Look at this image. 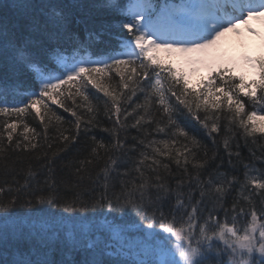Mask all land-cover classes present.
I'll return each mask as SVG.
<instances>
[{
  "label": "snow or ice",
  "instance_id": "1",
  "mask_svg": "<svg viewBox=\"0 0 264 264\" xmlns=\"http://www.w3.org/2000/svg\"><path fill=\"white\" fill-rule=\"evenodd\" d=\"M3 8L0 114L20 117L34 110L43 132L33 129V135L47 140L52 121L46 113L51 112L57 121L64 120L51 107L58 105L74 117L75 134L58 132L63 142L58 151H65L77 140L82 125L85 133L89 127L100 125L87 94L92 85L107 98L104 111L112 127L104 131L114 137L111 149L92 137V153L99 155L98 148H124L120 133L129 127L138 133L143 131V138L132 137L128 150L142 146L143 151L134 164L141 182L122 179L121 191L112 195H108L109 173L104 171L103 192L98 198L85 199L80 193L61 196L51 166L58 152H52L51 157L48 152L43 154L47 170L43 185L31 165L19 187L12 188L5 182L0 186V264H226L223 255L228 258L227 264H264V223L259 222L252 199L254 195L264 196V192L254 191L264 189V172L260 177H249L250 165L245 164V182L240 189L249 192L243 197L249 207L246 211L234 198L226 208V196L240 182L236 176L219 171L222 159L207 179H201L209 166V159L198 158L205 146L195 135L189 136L183 121L186 114L207 129L208 136L222 129L233 139L237 135L233 129L242 130L245 141L256 134L264 136V51L258 55L240 53L242 65L216 51L227 33H242L241 25L259 36L264 45V33L249 23L253 19L264 22V0H8ZM113 33L116 43L105 42V36ZM159 50L178 53L189 65L204 64L209 77L201 87H192L182 71L156 55ZM242 66L253 69L258 78L246 79L238 71ZM115 76L119 80L113 85ZM138 89L145 93V103L129 111L128 93L135 95ZM244 98L253 108L259 105L258 111H248ZM152 103L160 105L159 119L148 111ZM82 107L87 108V119L80 111ZM137 108L143 114L137 113ZM146 116V123L155 125L152 131L163 133L167 139H148L150 133L142 123ZM132 118L135 122L129 125ZM23 127L27 133L28 125ZM16 129L15 121L0 124V154L4 159L9 151L35 152L42 147L28 135L14 136ZM47 148L51 150L53 144H47ZM224 149L232 164L234 154L227 136ZM203 156L208 157L206 150ZM235 156L239 158L240 153ZM164 158L183 170L174 190L161 175V168L171 171ZM217 158L213 153L210 160ZM149 160L151 164H146ZM91 162L82 161L76 169L80 179L85 164ZM147 171L154 176L145 178ZM121 175L129 173L125 170ZM129 184L134 187L129 188ZM249 184L254 188L249 189ZM183 187L186 192L181 191ZM147 188H154L157 195L153 198L146 194ZM173 191L175 205L166 213L164 201ZM194 191H199L198 199H194ZM103 209L108 210L99 212L106 217L103 223H85ZM249 215L247 225L238 227V218ZM259 216L264 218V204ZM66 227L70 229L67 233ZM144 228L151 230L147 237L153 241L159 237L156 259L133 258L130 236Z\"/></svg>",
  "mask_w": 264,
  "mask_h": 264
},
{
  "label": "trees",
  "instance_id": "2",
  "mask_svg": "<svg viewBox=\"0 0 264 264\" xmlns=\"http://www.w3.org/2000/svg\"><path fill=\"white\" fill-rule=\"evenodd\" d=\"M179 1V0H176ZM8 0H0V13H3L4 8L3 4L7 3ZM159 2H163V0H159ZM116 33L112 35L105 36L104 40L107 43L115 44L116 40L113 38ZM125 33V37H126ZM115 69H113V73ZM209 77V76H208ZM208 77L200 79V81L196 84V86L192 87H201V82ZM119 80V76H115L111 83L113 85ZM106 82V81H105ZM68 87V86H62ZM75 86H73L74 89ZM142 88H146L145 85H141ZM87 94L91 99V107H93L98 114V119L100 121L99 126L89 127L87 132L85 133L83 125L81 126V131L78 135V138L75 142H71L68 149L65 151H58L62 147V141L58 139V132H63L64 135H72L75 134V126H74V117L71 116L70 113L64 111V109L59 108L58 105H51L53 110L57 115L63 116V121H57L55 116L51 112L46 113L48 117L51 118L52 123L49 125V131L47 133L48 139H42L39 136L33 135L32 130L35 129L36 133L43 132V125H41L39 119L35 116L34 110L32 113H25L20 117L15 115L6 116L0 114V124L5 122L15 121L17 123L16 133L17 134H25L28 135L30 139H33V142L39 141V144L42 145L38 149V151L30 152H20L19 150L12 152L9 151L7 153V159L3 158V154H0V186H4L5 182H7V186L12 188L19 187L25 181V178L29 173V166L31 165V171L36 173L37 179L43 185V180L45 175H47V170L44 167L45 159L44 153L48 152L49 157H51L52 152H58V155L53 158L54 163L51 165L54 168L55 179L58 182V189L61 196H71L73 193H80L84 196L85 199L98 198L103 192V182H104V171L109 173V189L108 195H112L113 191L120 192V181L126 180L131 181L135 179L136 184H139L140 178L139 173L134 170L135 162L140 160L139 152L143 151V147L140 146L136 151H129L130 145L133 143L132 137H137L138 139L143 138V131L140 133L137 132V129L129 127L126 132H121L120 137L125 140L124 148H117L115 150L106 151L103 148H98L97 152L99 155L92 153V148L95 146L92 137H96L97 140H102L106 145L111 149L114 143L113 134L110 132L104 131L105 128L112 127V121L108 119V114L104 111V104L106 101V97L103 93L98 92L94 86L89 85ZM131 96V100L129 101L130 108H136L138 104L145 103V93L140 91L139 89L136 91L135 95L132 93H128ZM174 101V97L172 98ZM245 99L246 108L248 111L259 109V105L256 108H253L252 104ZM77 102L81 103L79 97H77ZM160 105L156 103H152L148 106V111L159 119ZM81 113L84 114V118L87 119V108L82 107L80 109ZM137 113L143 114V110L137 108ZM260 113L258 112V115ZM148 117H145L144 129L150 133L148 139H152L153 137L156 140L167 139L163 133L157 134L152 130L155 128V125L149 126L146 121ZM183 121L186 122L185 130L188 131L189 136L195 135L197 139L201 142V144L205 147L201 148L200 154L198 156L199 159H209V166L202 172L201 179H207L208 174L213 172L216 168V165L221 164V159L223 160V164L220 167L219 171L227 172L229 176H236L240 183H235L233 190L226 196L224 206L226 208H230L234 198L240 201V206L244 207L247 211L248 204L244 201L243 197L248 196V191H242L240 189V184L245 182V164L250 165L248 171L249 177H260L261 173L264 172V136L260 134H256L255 137L245 138L240 133L242 130L233 129L237 133L235 138L231 137V133H225L222 129L221 133H213L212 136H208L207 129H204L197 121L191 120L185 114L183 117ZM134 118L128 120V124H133ZM223 124H226V120L222 121ZM27 124L29 131L27 133L24 132L23 125ZM229 138L230 150L233 152L232 164L228 163V155L224 149V139L225 137ZM22 138V137H21ZM213 138L215 139V143H213ZM182 142L187 143V141H183V138H180ZM7 143V141H5ZM47 144H53V148L48 150ZM237 145H239L237 147ZM157 147H162V145H156ZM179 147V145H177ZM191 147V145H189ZM208 152V157L203 156L204 151ZM149 153L151 149L148 150ZM239 152L240 157L237 158L235 153ZM213 153H216L218 158L213 162L210 160ZM191 159V157H190ZM91 160V163H87L84 166V170L81 173L83 179H80L76 174V169L80 167L82 161ZM115 161V163H113ZM164 163L169 164L170 173L165 172L163 168L160 169L161 175L168 185V187L172 190L176 188V181L181 176H183V170L178 169L174 161H169L167 158H164ZM146 164H151V161H146ZM128 171L129 175L122 176L121 174ZM189 171H192L191 165H189ZM149 176H154V173L147 171L145 173V178ZM61 181H64L61 183ZM112 185H115L113 189ZM129 188H133L134 185L129 184ZM249 189H253L254 186L248 185ZM181 191L186 192L187 188H181ZM256 193L264 192V189H254ZM146 194L151 195L153 198L157 195L154 188H147ZM138 195V193H137ZM194 199L199 198V191L193 192ZM184 199V197H181ZM255 207L258 212V220L260 223H264V218H260L259 209L262 204H264V196L254 195L252 197ZM175 205V194L174 191L170 193L169 198L164 201L163 210L167 213ZM21 212L27 211L26 209H20ZM99 212L107 213V209L97 210V215H93L90 217V220L85 223H94L101 224L105 220V216L99 215ZM2 215V214H0ZM219 218L223 221L224 214L223 212L218 213ZM134 219V216L132 217ZM107 219H113V217H107ZM121 219H125V217H121ZM250 215L246 217L238 218V227H244L250 221ZM69 228H65V232L67 233ZM218 247H223L222 242H217ZM222 258L227 264V256L223 255ZM79 259V256H77ZM139 260V259H136ZM146 261V260H145Z\"/></svg>",
  "mask_w": 264,
  "mask_h": 264
},
{
  "label": "rangeland",
  "instance_id": "3",
  "mask_svg": "<svg viewBox=\"0 0 264 264\" xmlns=\"http://www.w3.org/2000/svg\"><path fill=\"white\" fill-rule=\"evenodd\" d=\"M249 23L259 32L264 33V22L253 19ZM241 29L242 33L240 35L230 32L222 37L216 51L222 53L226 58L236 59L242 65L243 62L239 59L240 53L247 51L249 54L258 55L264 51V45H262L259 36L249 33L243 25H241ZM156 55L165 63L170 62L175 65L176 69L182 71L187 76L191 86H196L200 79L209 76V69L204 64L189 65L185 58L178 53L169 54L159 50ZM238 71L242 72L246 79L258 78L255 71L247 66L240 67ZM149 231L151 230L144 228L143 231L133 232L130 236L134 259L148 261L158 258L156 252L159 237L157 241H153L150 237H147ZM157 231L159 230L157 229Z\"/></svg>",
  "mask_w": 264,
  "mask_h": 264
}]
</instances>
